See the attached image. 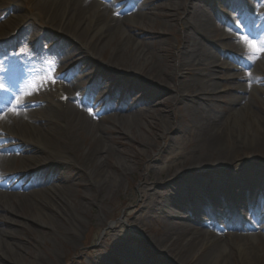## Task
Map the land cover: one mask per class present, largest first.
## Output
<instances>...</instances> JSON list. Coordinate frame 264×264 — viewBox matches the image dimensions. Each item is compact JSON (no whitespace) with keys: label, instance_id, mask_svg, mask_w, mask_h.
<instances>
[{"label":"bare ground","instance_id":"bare-ground-1","mask_svg":"<svg viewBox=\"0 0 264 264\" xmlns=\"http://www.w3.org/2000/svg\"><path fill=\"white\" fill-rule=\"evenodd\" d=\"M105 1L33 0L32 7L35 12L24 16L19 11L22 7L17 0H0V19L6 17L1 26L11 21L17 23L11 29V33L16 34L12 42L26 37V44H32L41 53L55 56L59 62L64 60L54 53L61 45L71 46L72 55L77 56L83 53L84 48L89 49L91 45L94 47L88 52L95 49L103 50L102 55L111 48V57L105 62L102 59L103 64H110L111 67L126 65L124 62L129 54L134 55L135 63L127 62V64L133 72L139 74L140 81H137L147 93L142 94V90L139 91L136 85H132L128 98L119 104V107L126 109L136 100L150 101L152 107L147 111V116L151 119L149 127L158 131L161 138L171 131H180V125H175L165 114L169 112L166 110L169 108V103L171 102L173 106L170 112H174L178 109L179 102L185 101L186 114L191 115L200 130L203 144L199 147L204 153L178 168V171L185 172L182 177L170 180L172 172H168L159 179L148 177L146 182L145 176L142 175L141 185L147 198L153 193L157 196L150 204L153 213L157 211L161 215L168 214L171 218L177 216L176 218L183 223L190 222L191 216L196 219H193L192 225L184 223L173 227L172 233L170 231L163 233L155 245L175 264H226L225 255L222 253L226 245L237 247L243 260L238 264H264V194L257 191L255 197L248 198L243 191L244 186L248 184L264 185V169L239 162L240 158L250 157L249 160L259 158L264 161V108L260 107L261 102L259 104L253 94V90H256L264 97L262 76L264 63H258L257 59L254 62L249 60L246 66L254 67V71H244L238 56L244 55L249 43L237 42L222 28L220 55L226 54L230 58L234 55L235 64L229 67L226 62L218 63L219 58H214L209 48L211 50L210 46L214 40L212 33L216 28L214 18L223 17V12L213 7L211 10L213 15L210 16L205 5L208 0H179L180 6H175V11L181 9L185 14L181 19L185 37L183 48L174 49L173 65L166 55L171 57L173 51L165 28H162V37H153L151 43L145 39L139 40L134 33L136 23H144L142 13L138 9L144 11L145 6L151 5L155 0H114L110 4ZM246 2L249 3L250 9L256 10V4H253L252 0ZM127 3L130 5L126 6ZM216 3H224L225 7L233 10L237 4L239 8L238 0H217ZM160 7L169 10L165 14L170 18V12L174 10L170 3L160 1ZM118 9L123 14L132 11L133 18L126 16L121 18L117 15ZM235 11L239 19L238 10ZM239 14H241L240 9ZM250 16L251 22H254L252 11ZM41 24L46 28L41 36H31L27 31L31 26L39 27ZM2 32L0 30V42L8 41V35ZM161 38L165 41L160 42ZM72 40L76 44H73ZM49 42L51 45L47 49L45 45ZM84 62L89 63L90 59H85ZM24 68L30 69L28 78L31 88L19 90L5 82L6 90H0L7 91L6 96L0 92V108H7L15 103V97H19L22 102L18 108L19 115L9 112L4 119H0V140H4L0 141V209L7 210L6 213L11 214V216L0 215V264H37L36 262L47 264L42 258L43 255H50L57 261L59 253L55 250L59 249V246L70 247L77 243L78 234L83 228L82 221L78 218L87 216L90 220L93 219L91 214L87 213V204L91 205L104 199L108 188L118 183V177L113 174V167L122 174H128L130 171L128 162L135 163V160H140L134 155L122 154L121 150L113 145L112 148L102 143L105 139L97 132L107 131V128L92 123L94 120L87 116V111L73 100V96L68 94L64 98L65 95L60 94L62 103L55 104L46 100L47 106L44 101L41 103L35 101L41 100L40 71L38 66L32 63H28ZM218 69H230L231 72L234 71V75L220 77ZM249 73H251L250 77ZM178 74L181 76L177 86ZM125 76L130 75L125 74ZM194 78L198 79L194 81ZM214 78L237 82L244 80V83L232 88L236 94L228 100L230 107L228 111L217 109L219 99L216 95V83H211ZM24 85L21 84L20 88ZM81 85L79 81L70 80L69 86L72 89H78ZM66 90L69 91L68 86ZM232 90L229 89L230 92ZM123 91L124 85L120 84L118 92ZM156 93L158 97L154 98ZM91 95L89 101L99 99L95 90H92ZM115 106L117 105L114 104L113 107ZM137 116L140 118L141 112ZM118 118L115 115L106 117L110 124L120 125L125 134L142 127V123L134 120V117H132L134 121L125 120L121 116ZM81 140L87 145L84 150L80 146ZM245 142L251 143L250 146H245ZM141 144L147 148L156 147L151 139H146ZM12 150L21 153L22 165L18 164L15 155L9 153ZM49 151L55 152L56 156H51ZM115 152L120 159H123L121 165L112 163V155ZM126 158L129 159L128 162ZM226 162L230 163V172L217 170L206 175L195 173L196 170L208 165L221 167ZM72 165L75 169L69 172ZM75 170L80 176L84 175V179H76ZM228 177H233L231 183H234V197L239 202L236 210L248 207L254 212L258 205H262L263 212L259 213L256 217L257 222L251 228L253 231L257 230L255 237L249 233L236 236L235 232L229 231L225 234L231 236L232 240L227 239V243L222 241L216 245L207 238V233L201 228L205 223L202 216L213 217L214 212L220 215L223 214L222 212L226 213L234 209L233 206H229L230 199L226 200L223 197L225 193H222ZM73 184L83 191L75 192ZM189 186L201 194H207L209 190L215 191L214 196L218 199V206L212 208L214 211L201 204L188 205L184 208L177 206L185 202L184 196L193 194L190 193ZM13 188L27 189V192L19 194L8 191ZM162 195L163 199H161ZM77 197L79 199H76ZM32 201L43 202L46 206L45 212L34 210V218L28 221L21 220L28 217H20L18 207L23 208L26 203ZM174 208L179 210L177 215L173 213ZM128 216L131 217V214ZM16 225L38 231L41 238L34 239L37 240L36 243L40 242L42 248L16 230L14 227ZM38 228L43 230L39 231ZM46 229L59 232L65 239L56 240L52 248H46L45 236L51 235L49 231L44 232ZM143 241L142 246L146 240ZM124 246L125 243L122 241L116 243L118 249ZM228 249L231 250L232 247ZM91 254L94 252L91 251ZM105 256L102 253L95 255L94 262L105 264Z\"/></svg>","mask_w":264,"mask_h":264},{"label":"rangeland","instance_id":"rangeland-1","mask_svg":"<svg viewBox=\"0 0 264 264\" xmlns=\"http://www.w3.org/2000/svg\"><path fill=\"white\" fill-rule=\"evenodd\" d=\"M17 1L22 7V10H19L22 15H32L33 12H35V9L32 7L33 0ZM112 1L113 0H106L105 3L110 4ZM160 1L169 2L170 5L174 8L173 12H170V18L166 17L165 14V12L169 10L167 8L160 7ZM212 1L213 0H208L207 4H205L207 5L208 13L211 14L210 16L213 15L211 11ZM252 2L253 4H256V7L264 9V0H252ZM180 4L181 3L179 0H155V2L151 5L145 6L146 9L144 11L138 9V11H141L142 13L144 23H136V30L134 31L139 40L145 39L149 43H151L152 39H154L153 37H162V28H165V30H167V37L171 43V51H173L171 57H169L168 54L166 55L168 56V60L172 65L174 63V49L178 48V50H181L184 46L185 33L181 19L184 17L185 14H183L184 11H182L181 9L175 11V6L179 7ZM217 5L220 6L219 8L222 9L223 12H225V14L229 16V18L233 19L232 22L235 25V28H228V22H226L227 20L223 17L219 18L220 20L215 19L213 17L215 20L216 28L215 31L214 29L213 31L211 30L214 34V40L212 43L213 45L211 44L210 46V44H208L211 47V50L209 48V51L214 56V58H219L220 61H218V63L226 62L228 63L229 67H232L235 64V58L233 57L234 55L231 56V58L225 54L220 55V52L218 50L222 45L221 28H225V30L227 29L228 33L232 36H237V32H235V29L239 28L240 31H242L238 33L241 39L234 37L237 42L244 41L242 38L247 36L244 35L245 33L243 32V27L238 24L239 20L236 17L237 13H235V9L238 10L237 4L234 10L232 8L225 7L224 3H218ZM258 11L259 10L253 12L254 18H256ZM118 16H120L121 18H123L124 16L133 18V12L127 11V13L125 14L119 12ZM5 19V16L4 18L0 19V30H2L8 35V41L3 42L4 46L0 45V49L5 48V50H8L11 47L10 44L12 43L15 45L14 48L16 49V52L20 55L24 53V55H21V57H26L25 54L27 52H29V54L31 53L29 50L32 51V45L29 43H25L26 37L19 39V41L12 42L13 40H15L13 36L15 37L16 34H12L11 29L14 28L15 24L17 23L11 21L10 23L1 26V23L5 21ZM255 22L259 24L260 19H255ZM37 27L38 26H31L27 30L28 32H30L31 36H41L44 30L46 29L43 24H41L38 28ZM5 29L7 31H4ZM25 35H27V32L25 33ZM262 38H264V29L260 30L255 37L253 36V38H251V40H249L248 38L249 46L244 50V55L238 56V61L243 67L244 71H254V67L246 66L249 62V59L247 58L246 54L250 51L251 41L255 40L257 41V43H259ZM159 41L164 42L165 39L161 38L159 39ZM72 43L76 44L74 40H72ZM50 45L51 43L49 42V44L47 43L45 47L48 49ZM92 47L94 46L91 45L89 49L84 48L83 53H80V55L77 56L74 54L72 55L71 46L68 45L66 47H62L61 45L56 50L57 52L54 53V55L61 56L64 62H59L55 56H52L49 53H45L43 56L35 54H33V56H30L31 63L37 65L38 71H40L39 82L42 88L40 89L41 91L39 96L41 97V101L39 103L44 101L47 106L48 103L46 102V100H49L50 102H54L55 104H60L62 103L61 98H59L60 94L65 95L64 98L68 94L71 96H77V98L80 99L83 95L84 97L88 98L90 97V92L92 91L91 89L93 87H96L97 96H102L103 99L99 98L94 102L96 103L94 104V106H96L95 111H97V113H102L106 109V112L104 115L101 114L102 121L96 116H94V118L91 116L93 115V110H91L90 113L87 112V116L91 120H94L92 123L100 125V127L107 128V131L102 132L99 130L97 132L98 135L105 139V141L103 140L102 143L107 144L109 147H112L113 145V147H115L116 149H120L122 154L134 155L137 159L140 160H135V163H132L128 162V158L125 159L130 164V171L128 174H122L113 167V174L118 177V183L113 184L112 187L108 188V190L105 192L106 196L104 199L98 200L91 205L87 204V213L91 214L93 219L90 220L87 216L78 218L79 220L81 219L80 221H82L83 228L82 231L78 234V240L76 245L70 247L59 246V249L55 250L59 253L57 261L50 255H43L42 258L47 264H96V262H94V256L98 255L99 253H102L106 255L105 264H114V259H119L121 264H130V258L135 260L137 264H175L174 262L170 261L169 256L166 253H163V251L159 249L157 245H155V242L158 238H161L163 236V233H166L167 231H170V233L174 232L173 227L184 225V223L192 225V222L185 221L183 223L181 220L176 218L177 216H173V218H171L170 216L168 217V214L161 215L157 211L153 213L150 204L152 200L156 199L157 196L152 192L153 195L147 198L146 192L142 191V175L145 176L144 180L146 182L148 181V177H150L151 179H159L165 176L168 172H172V175L169 178L170 180H175L182 177L185 172L178 171V168L183 163L187 164L193 158L204 153V151L199 147L203 144L201 143L202 138L200 130L196 126L191 115L189 113L186 114V102L182 100L180 102L178 101V109H176L174 112H170L173 109L172 103L170 102L169 108L166 109L169 112L165 113L167 115V118L169 120H172L175 125H180V131H171L166 136H164V138L160 137L158 131L152 130L149 127L151 119L149 118V116H147V111L152 107V103L150 101L141 102V100H136L131 103L130 106L126 109L119 108L118 104H122L128 98L132 85H136L135 87L139 91H143L145 89L140 83H138V81H140L139 74L133 72L130 69L131 67L127 64V62H130L131 64L135 63V56L129 54L128 58L124 62L126 63V65H122L119 67H111L112 65L110 66V64L106 65L103 63L105 62V60H108L111 57L112 49H107L102 55L103 50L100 51L95 49L94 51L88 52V50H90ZM16 52L13 53L16 54ZM4 59L0 60V62L4 61ZM85 59H90V62L85 63ZM102 59L104 60V62L102 61ZM28 61L29 60L23 63V67L27 66ZM257 62H262L263 64L264 57L259 56L257 58ZM5 64L6 63H4L3 65ZM26 70L27 69H25V71ZM218 71H220V77H222V75H234V71L231 72L230 69H218ZM8 74L9 72L4 75ZM125 74L130 76H125ZM65 76L66 78L69 77L72 80L81 82V87L78 89H72V87L69 86L70 82L68 81V79L65 78ZM180 76V74L177 75V86L179 85L178 80L180 79ZM262 76L264 77V75ZM53 78H55L54 84L51 82ZM95 78L97 79V82H95ZM197 79L198 78H194V81H196ZM199 80L203 81L202 79ZM211 83H216V95L219 99L217 101V109L220 111H228L230 108L228 100L233 94H236L235 92H233L232 88L239 86L241 83H244V80L237 82L234 80L223 81L221 80V78H214L213 80H211ZM120 84L124 85V91L121 93L118 92ZM67 86L69 87V91L66 90ZM229 89H231L232 91L230 92ZM141 93L145 95L147 92L143 91ZM158 93H156L154 98L158 97ZM253 94L254 97H256V101L259 104L261 102L260 107L264 108V97L260 95L256 90H253ZM87 98H85V100H87ZM114 103H117V106L115 107V109H113V107L112 110L109 111V106ZM139 112H141L142 114L140 118L137 116ZM111 115H115L116 118L121 116V118L129 121H132V117H134V120L138 121L139 123H142V127L140 129L136 128L133 132L125 134L120 125H112L109 123V119H106V117H110ZM146 139H151L156 145V147H143L141 143ZM250 144L251 143L248 142L244 143L245 146H250ZM80 146L83 150L87 147L86 143L82 140ZM9 153L15 155V157L18 158V164L22 165L20 152L12 150ZM50 154L51 156H53L56 153L51 151ZM117 154L118 153L115 152L112 155L113 165L114 163L121 165L123 161V159H120ZM250 158H240L239 162H241L243 165L251 164L264 169L263 160L259 158L249 160ZM73 169L75 168L72 165L69 172H71ZM217 170H224L230 172V163L226 162L221 167L208 165L206 167L196 170L195 173L206 175L210 172ZM78 173L79 172L75 170L74 174L76 179H84V175L80 176V174ZM232 178L233 177H228L226 185L223 186L222 193L226 194L223 196L226 200H229L228 198L232 196L233 193L234 183H231ZM189 189L190 193H193L195 195H201V202H209L206 195L210 193V190L206 192L207 194H201L200 192H198V190H194L191 186H189ZM73 190L75 192L83 191V189L77 187L75 184H73ZM256 190L263 192L264 185L258 186L248 184L244 186L243 189L245 194H249V192ZM9 191L12 193L19 192L20 194H25L27 192V190L18 189H10ZM163 197L164 196L162 195L161 199H163ZM76 199H79V197H77ZM185 203L188 205L192 203V201L189 199H185ZM44 209L46 210V206L43 202L40 201H32L31 203H26L23 208L18 207L20 217H28L27 219L20 218L23 221H28L29 219L34 218V210H41L42 212H45ZM173 211L174 215H177L179 213L178 209L174 208ZM6 212L7 210L2 211L0 209V215L5 214L7 216H11V214ZM242 212L245 213L246 210H243ZM128 214H131V217L128 216ZM132 218L134 219L132 220ZM14 227L16 230H19L21 234L26 235L34 244L37 241L34 238H41L40 233L36 230H27L23 228V226L19 225H16ZM208 228V226H202L203 232H208ZM38 229L39 231L43 230L41 228ZM47 231H49L51 235L45 236L44 246L46 248H52L53 245H55L56 240L65 239L62 234L56 232L53 229H46L44 232ZM214 237H212L210 233L209 235L207 233V238L212 240V242H215L216 245H218L219 242L222 241L224 243H227V239L232 240L231 237H227L225 239L217 236ZM143 240L146 241L145 244L142 246ZM121 241L125 243V246L123 248L118 249L116 247V243H119ZM36 244L40 246V242ZM230 247H232L231 250L228 249ZM91 251L94 252V254H91ZM222 253H224L225 255L226 264H238L240 262H243L241 256L237 251V247L226 245V249ZM36 263L44 264L42 262ZM116 264H119L118 260Z\"/></svg>","mask_w":264,"mask_h":264},{"label":"snow or ice","instance_id":"snow-or-ice-1","mask_svg":"<svg viewBox=\"0 0 264 264\" xmlns=\"http://www.w3.org/2000/svg\"><path fill=\"white\" fill-rule=\"evenodd\" d=\"M117 15H119V13H117ZM246 44L248 42V38L247 37H243L242 38ZM247 58L254 62L255 59H257L259 56L264 55V38H262L259 43H257V41L253 40L251 41V48L250 51L246 54ZM249 77L251 76V73L248 74ZM53 84L55 83V78L52 79L51 81ZM0 90H6V86L5 83L3 82V79L0 78ZM39 90V88H37V91ZM31 93H29L30 95ZM15 103L11 104L9 107L7 108H0V119H4L5 115L7 113H11L13 115H19V111L18 108L21 106V101L19 100V97H15ZM89 111L91 112V109H89Z\"/></svg>","mask_w":264,"mask_h":264}]
</instances>
